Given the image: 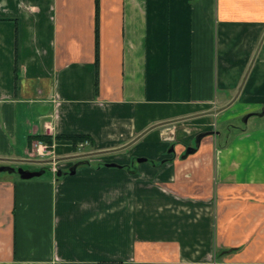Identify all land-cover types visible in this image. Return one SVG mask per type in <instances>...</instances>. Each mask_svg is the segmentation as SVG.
<instances>
[{"label": "crops", "instance_id": "obj_1", "mask_svg": "<svg viewBox=\"0 0 264 264\" xmlns=\"http://www.w3.org/2000/svg\"><path fill=\"white\" fill-rule=\"evenodd\" d=\"M246 114L264 115V0H0V166L44 167L0 171V264H264Z\"/></svg>", "mask_w": 264, "mask_h": 264}, {"label": "rangeland", "instance_id": "obj_2", "mask_svg": "<svg viewBox=\"0 0 264 264\" xmlns=\"http://www.w3.org/2000/svg\"><path fill=\"white\" fill-rule=\"evenodd\" d=\"M229 122L231 123V125L240 126V127H246L247 129H250L252 127L253 123H257V124L264 123V115H262L261 117L253 116L252 115L250 117L249 122H245L243 116L232 117ZM225 127L226 126L224 124H222L221 122H219L217 124V129L220 131V136L218 137L219 140H224L226 138V134H224ZM195 141H196V139H195ZM195 141H193V143ZM81 152H82L81 149L78 150L77 151V154L75 155V157L84 159L85 158V155L82 154ZM44 157H49V156L45 155ZM57 158H58V163L56 165L57 170H56V172L54 174H57L58 171H61L60 169L62 167L61 164H59V163H61L63 159H61V158L59 159L58 156H57ZM47 163H49V162H47ZM50 167H52V166H50ZM66 171H68V170L66 169ZM2 173L7 174V171L2 172Z\"/></svg>", "mask_w": 264, "mask_h": 264}, {"label": "water", "instance_id": "obj_3", "mask_svg": "<svg viewBox=\"0 0 264 264\" xmlns=\"http://www.w3.org/2000/svg\"><path fill=\"white\" fill-rule=\"evenodd\" d=\"M249 116V114H246L243 118H244V121L246 122L247 120V117ZM201 135H199L200 137ZM198 137V138H199ZM194 150V147H188L185 151V155H187L189 152L193 151ZM138 161H141L143 160V158H138L137 159ZM77 164H74L72 165L69 169H68V172L69 173H73L75 171V167H76ZM106 165H109V166H113L115 165L114 163H106ZM0 171H9V172H17V174L22 178V179H28V178H32L34 176H39L43 173V169H40V170H35V171H31V170H28V169H24L22 167H11V166H8V165H1L0 166ZM57 174H61V171H58Z\"/></svg>", "mask_w": 264, "mask_h": 264}, {"label": "trees", "instance_id": "obj_4", "mask_svg": "<svg viewBox=\"0 0 264 264\" xmlns=\"http://www.w3.org/2000/svg\"><path fill=\"white\" fill-rule=\"evenodd\" d=\"M58 138H61V137H64V138H67V139H70L72 141V148L73 150H76L77 149V146L80 142H83V141H88L89 144H93V141L91 139L90 136L88 135H60V136H57ZM35 138L41 140V141H44L48 144L51 143V139L50 137H44L43 135H37L35 136ZM88 161H83V160H80L78 161L77 163H86ZM43 169V168H41ZM64 173V172H62ZM67 173V172H65Z\"/></svg>", "mask_w": 264, "mask_h": 264}, {"label": "built area", "instance_id": "obj_5", "mask_svg": "<svg viewBox=\"0 0 264 264\" xmlns=\"http://www.w3.org/2000/svg\"><path fill=\"white\" fill-rule=\"evenodd\" d=\"M52 144V143H51ZM50 144V145H51ZM88 144V141H83V142H80L79 144H78V146L79 147H84L85 145H87ZM48 145V144H44L43 145V149L46 151V152H44V153H42V154H44V155H47V156H49L48 157V162L51 164V166H52V170H53V173H55V171H56V165H57V163H58V158H57V155L55 154V152H54V149H53V145Z\"/></svg>", "mask_w": 264, "mask_h": 264}]
</instances>
